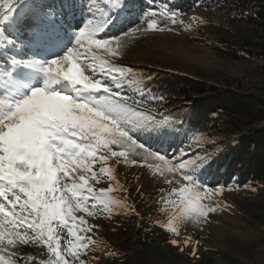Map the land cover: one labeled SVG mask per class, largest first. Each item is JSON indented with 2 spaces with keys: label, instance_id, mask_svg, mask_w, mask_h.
Listing matches in <instances>:
<instances>
[{
  "label": "snow or ice",
  "instance_id": "obj_1",
  "mask_svg": "<svg viewBox=\"0 0 264 264\" xmlns=\"http://www.w3.org/2000/svg\"><path fill=\"white\" fill-rule=\"evenodd\" d=\"M132 14L137 22L123 30ZM179 15L133 0H0V264H21L29 245L47 250V259L28 255L32 264H88L82 257L99 246V225L85 217L135 211L112 195L127 189L111 160L167 186L161 211L174 234L218 210L211 201L221 187L202 182L214 163L199 154L204 137L171 157L162 152L177 136L170 113L159 111L164 97L117 63L134 34L172 31L161 20L190 28Z\"/></svg>",
  "mask_w": 264,
  "mask_h": 264
},
{
  "label": "rangeland",
  "instance_id": "obj_2",
  "mask_svg": "<svg viewBox=\"0 0 264 264\" xmlns=\"http://www.w3.org/2000/svg\"><path fill=\"white\" fill-rule=\"evenodd\" d=\"M165 5L174 10L171 0H157L155 10ZM178 19L191 27L185 29L179 23L173 25L161 20V25L172 31L134 34L129 37L130 47L117 63L130 66L138 78L142 69L151 73L180 74L218 89L253 96L264 104V29L245 22L243 14L234 7L193 10L180 14ZM78 26L79 23L72 24L73 28ZM66 40H71L70 35L66 34ZM213 44L236 50L239 58L226 57L216 51ZM262 107L264 111V105ZM212 118L211 133L199 134L204 137L199 154H207L214 161L238 131L227 123V116L218 114ZM262 127L264 121L252 128ZM178 128L177 125V136L171 146L161 147L169 157L181 149L189 150V144L195 147L197 134ZM135 159L141 163L139 158ZM109 165L114 166L119 185L127 189V192L115 191L112 195L121 200L126 197L127 205L135 211L118 208L107 219L85 217L89 223L99 225L93 232L99 246L82 257L88 264H264V183L217 186L221 187V192L213 196L211 202L219 208L209 215V222L197 224L186 220L180 225L179 233L174 234L164 226L167 216L161 211L166 205L160 203L159 187L167 186L153 178L146 168L117 164L115 160L109 161ZM107 186V181L96 185ZM144 226L161 227L171 233L172 239L164 244L139 246L137 231ZM172 240L178 243L173 245ZM19 250L25 256L21 264H32L27 260L28 255L37 260L48 258L47 250L37 246H21Z\"/></svg>",
  "mask_w": 264,
  "mask_h": 264
},
{
  "label": "trees",
  "instance_id": "obj_3",
  "mask_svg": "<svg viewBox=\"0 0 264 264\" xmlns=\"http://www.w3.org/2000/svg\"><path fill=\"white\" fill-rule=\"evenodd\" d=\"M156 2L157 0H133L135 5L143 6L144 10L157 9ZM171 3L174 11L179 14L193 10L234 7L243 14L245 22L264 29V0H171ZM128 20L130 23L125 24L123 30L133 26L137 20L136 15H129ZM74 23H80V19L77 18L72 22ZM112 34L119 35L120 31ZM212 47L228 58H239L236 50L220 48L214 44ZM147 71L141 70V79L152 89L154 95L164 97L160 111L170 113L167 118L173 120L178 129L188 133L208 134L214 127L212 117L223 114L228 118L227 123L238 131H235L232 141L223 146L224 149L214 160L212 168L202 177V182L208 188L264 183V127L252 128L264 121V104L260 100L230 89H218L184 75ZM146 227L148 226L137 231L136 243L139 246L164 244L172 239L171 233L161 227Z\"/></svg>",
  "mask_w": 264,
  "mask_h": 264
}]
</instances>
